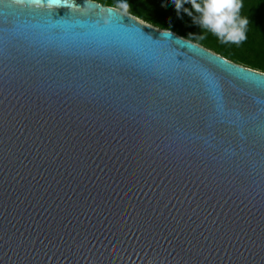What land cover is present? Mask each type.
Instances as JSON below:
<instances>
[{"label": "water", "instance_id": "95a60500", "mask_svg": "<svg viewBox=\"0 0 264 264\" xmlns=\"http://www.w3.org/2000/svg\"><path fill=\"white\" fill-rule=\"evenodd\" d=\"M0 264H264V72L94 0H0Z\"/></svg>", "mask_w": 264, "mask_h": 264}, {"label": "trees", "instance_id": "16d2710c", "mask_svg": "<svg viewBox=\"0 0 264 264\" xmlns=\"http://www.w3.org/2000/svg\"><path fill=\"white\" fill-rule=\"evenodd\" d=\"M94 1L133 14L159 29L173 31L236 64L264 72V0H245L241 14L248 18L249 24L247 39L239 45L224 43L201 28L190 2L183 3L177 12L175 0Z\"/></svg>", "mask_w": 264, "mask_h": 264}, {"label": "clouds", "instance_id": "9594fccd", "mask_svg": "<svg viewBox=\"0 0 264 264\" xmlns=\"http://www.w3.org/2000/svg\"><path fill=\"white\" fill-rule=\"evenodd\" d=\"M185 2L198 14L199 26L224 43L239 45L247 39L249 20L241 14L245 0H175L177 12Z\"/></svg>", "mask_w": 264, "mask_h": 264}, {"label": "snow or ice", "instance_id": "6c2138e0", "mask_svg": "<svg viewBox=\"0 0 264 264\" xmlns=\"http://www.w3.org/2000/svg\"><path fill=\"white\" fill-rule=\"evenodd\" d=\"M17 3H32L35 2L36 4H60L61 0H16ZM227 65L226 61H223Z\"/></svg>", "mask_w": 264, "mask_h": 264}]
</instances>
